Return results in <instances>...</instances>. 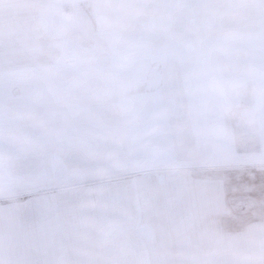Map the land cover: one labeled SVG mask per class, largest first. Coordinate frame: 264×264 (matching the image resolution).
<instances>
[{"label": "crops", "instance_id": "1", "mask_svg": "<svg viewBox=\"0 0 264 264\" xmlns=\"http://www.w3.org/2000/svg\"><path fill=\"white\" fill-rule=\"evenodd\" d=\"M78 11L84 26L66 22ZM248 14L0 0V264L264 261V100L249 94L264 18Z\"/></svg>", "mask_w": 264, "mask_h": 264}, {"label": "rangeland", "instance_id": "2", "mask_svg": "<svg viewBox=\"0 0 264 264\" xmlns=\"http://www.w3.org/2000/svg\"><path fill=\"white\" fill-rule=\"evenodd\" d=\"M243 6H244V15L247 12H249L248 15H251L253 13L251 16H253V18L256 17V19L259 21L262 18H264V0H243ZM68 17H69V20H68ZM75 17L76 18L72 17L73 19H71V16H67L66 22H69V24L72 26L76 25L77 23H80L84 26L85 23L87 22V20L89 19L88 15H85V13H83L82 11H80L79 14L75 15ZM78 21H80V22H78ZM244 223H246V221ZM243 255L248 260V261H244V264H251V262L249 261L250 253L244 252ZM260 264H264V261L260 262Z\"/></svg>", "mask_w": 264, "mask_h": 264}, {"label": "clouds", "instance_id": "3", "mask_svg": "<svg viewBox=\"0 0 264 264\" xmlns=\"http://www.w3.org/2000/svg\"><path fill=\"white\" fill-rule=\"evenodd\" d=\"M221 90L225 91L227 89L226 88H222ZM249 94L258 96L260 99L264 100V92H260V93L250 92ZM12 140H13V142H16V143L20 144V146H23V142H22V140L19 137H15L14 136V137H12ZM0 159H4V157L0 156Z\"/></svg>", "mask_w": 264, "mask_h": 264}]
</instances>
